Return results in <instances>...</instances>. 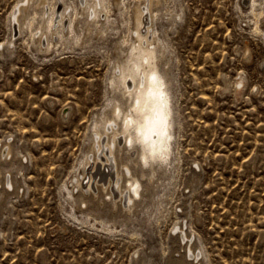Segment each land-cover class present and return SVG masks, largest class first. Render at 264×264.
<instances>
[{
    "label": "rangeland",
    "instance_id": "obj_1",
    "mask_svg": "<svg viewBox=\"0 0 264 264\" xmlns=\"http://www.w3.org/2000/svg\"><path fill=\"white\" fill-rule=\"evenodd\" d=\"M136 1L113 10L103 37L69 38L45 55L10 24L18 0H0V170L11 179L0 177V264H264L263 0H160L154 27L176 118L170 164L152 182L141 177L129 216L100 187L101 159L90 192L72 186L89 169L92 121L113 94ZM177 225L199 260L185 256Z\"/></svg>",
    "mask_w": 264,
    "mask_h": 264
},
{
    "label": "bare ground",
    "instance_id": "obj_2",
    "mask_svg": "<svg viewBox=\"0 0 264 264\" xmlns=\"http://www.w3.org/2000/svg\"><path fill=\"white\" fill-rule=\"evenodd\" d=\"M255 1L258 0H249V5L254 6ZM123 2L124 0H18L9 21L16 28L15 34H21L27 29L31 45L46 55L55 45L68 42L69 38L72 42L83 45L92 39L93 32L98 38L103 37L106 28L115 21L116 13L113 10L122 14L121 11L125 8ZM158 4L160 0H142L132 4L128 14L131 39L125 48L121 47L120 41L117 43L116 48L122 54L115 53L112 72L108 78L109 94H113L107 98L104 111L92 121V139L89 145L91 154L89 160L85 161L89 164V169L81 172V177L76 176L72 183L73 188L83 187V191H89L99 180L95 178L93 170L97 160L101 159L99 166L107 169V172L100 174V187L108 190L110 196L114 193L127 216L134 213L133 209L138 205L141 177L152 182L158 170L165 173L170 164L175 138L172 80L165 66L167 60L162 63L165 48L154 27ZM12 43L13 38L7 42V47ZM243 83L244 78L240 75L234 82L235 88H241ZM12 152V146L6 143L3 155L8 156ZM1 171L2 181L11 186L10 177L1 175ZM115 198L110 200L111 210L119 207ZM174 231H178L179 240L184 243L185 256L199 260L202 253L201 250L195 251L192 238L181 226H175Z\"/></svg>",
    "mask_w": 264,
    "mask_h": 264
}]
</instances>
